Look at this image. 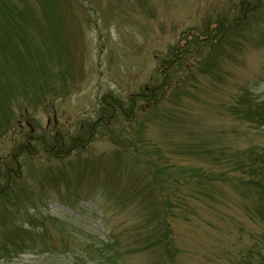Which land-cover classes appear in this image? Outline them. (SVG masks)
<instances>
[{
    "label": "rangeland",
    "instance_id": "374dc122",
    "mask_svg": "<svg viewBox=\"0 0 264 264\" xmlns=\"http://www.w3.org/2000/svg\"><path fill=\"white\" fill-rule=\"evenodd\" d=\"M12 1L21 7L25 4L24 0ZM32 1L42 59L50 74L69 78L70 87L52 111H40L31 120L23 119L22 125L28 130L42 125L75 135L104 108L110 121L80 156L81 168L87 170L75 174L78 181L71 185L65 180L54 186L39 177L51 168L62 172L65 165L43 152L15 160L26 186L32 188V194L12 208L16 220L21 223L38 214L55 217L75 222L78 230L67 227L75 236L107 239L113 228L115 236L127 241L137 213L134 216L128 206L115 210V204L120 207V195L113 190H134L139 182L146 183L143 179L148 174V182L169 181L178 264H237L261 234L259 224L246 212L250 202L245 188L236 179L212 183L192 178L191 173L232 177L235 156L249 147L264 146V128L241 124L228 113V107L244 92L264 98V22L257 24L255 19L244 30L228 33L229 40L221 36V41L220 28L233 23L238 0ZM57 15L63 16L59 31L55 29ZM196 34L208 40L216 37L217 45L202 41L190 45ZM60 35V51L67 53L58 57L54 44ZM184 46L188 51L184 65L165 92L155 101L139 98L163 81L159 75L167 72L163 63ZM211 60L218 69L208 76L200 66L212 67ZM116 100L122 106L120 113L114 109ZM13 148L9 136L0 139V160L10 156ZM163 170L165 178L153 174H163L159 173ZM34 176L38 179L31 182ZM12 218L0 217V239L1 226L13 224ZM46 228L52 242L67 248L63 264H88L75 259L78 245L59 226L46 223ZM56 251L44 256L25 252L0 264H52L47 259ZM136 257L131 264H144L145 258Z\"/></svg>",
    "mask_w": 264,
    "mask_h": 264
},
{
    "label": "trees",
    "instance_id": "16d2710c",
    "mask_svg": "<svg viewBox=\"0 0 264 264\" xmlns=\"http://www.w3.org/2000/svg\"><path fill=\"white\" fill-rule=\"evenodd\" d=\"M24 1L26 5L21 7L12 0H0V71H6L0 75V139L9 136L14 146L13 153L0 160V217L9 219L11 216L12 221L15 219L11 221L13 223L11 225L1 226L4 230L0 239V261L12 259L25 252L44 256L56 248L57 251L47 260L53 261L52 264H63L64 254L68 255L67 248L60 243L52 242V236L46 228V223H49L51 226H59L60 231L68 239H73L74 245H78V248H75L78 252L73 256L76 260L83 259L88 264H131L130 260L137 259L136 256L145 258L144 264H178L179 249L176 246L170 222L172 204L168 198L169 181L167 183L164 180L148 182L150 180L148 174L143 179L146 183L139 182L134 190H113L120 195L118 198L120 207H117V204L114 206L111 202L115 210L126 209L128 206V211L134 216L135 212L137 213L133 226L127 231L129 233L127 241L115 236L113 228H110V236L107 239L88 234L75 236L67 229L71 226L74 230H78L75 222L70 224L55 217L38 214L35 217L27 216V220L21 223L16 220L12 208L21 205L24 198L32 194V188L26 186L22 178L24 174L15 166L18 164L15 160L18 157L34 156L43 152L50 160L65 162V165L62 172H56L51 168L45 174L41 172L39 177L50 180L53 185L65 180L71 185L78 181L79 176L73 177L75 174L78 175L79 172L87 170L81 168L80 156L82 157L94 137L102 130L101 128L106 127L103 125L110 121L109 113L104 108L91 125L85 124L86 127L80 128L75 135L50 130L42 125L28 130L22 125L23 119L31 120L30 118L40 111H52L55 101L65 97L70 87V84H67L69 78L55 77L47 70L36 40L39 27L34 15L33 1ZM238 2L237 15L234 16L233 23L229 27H223L224 29L220 28V40L221 36L223 40H229L228 33L231 35L236 31L244 30L255 19L258 20L257 24L264 22V0H238ZM45 6L47 8L48 3ZM56 18L58 24H55V29L58 27L59 31V25L63 26V16L57 15ZM60 39L61 35L54 44V52L58 54V57L67 53L64 48V52L61 53ZM201 41L215 47L217 44H214V41L218 40L214 36L208 40L206 35L196 34L192 42L191 40L189 42L190 45H200ZM187 54V48L184 46L175 50L171 57L166 58L163 65L167 72L159 73L163 81L155 84L150 92L146 90L142 92L139 98L145 101L154 100L155 97L164 93L165 88L171 84V78L178 74L177 69L183 67L182 61ZM58 60V63L62 62L60 58ZM210 62L212 67L200 66L202 72L208 76L213 75L215 69H218V65L213 64L214 60ZM213 65L216 68H213ZM185 69L190 68L185 66ZM187 71L192 73L190 70ZM64 72L66 74V71ZM50 75L53 77H49ZM113 103L114 109H117L118 113L122 112L120 102L116 100ZM127 112H130V109ZM228 113L241 124L258 129L264 128V98L256 97L250 92L240 94L228 107ZM15 130L18 131V136ZM23 131H27V134L25 135ZM135 155L137 156V153ZM235 157L236 164L232 177L202 175L199 172H192L191 177L197 176L199 179H207L212 183L222 179L224 181L236 179L237 184L245 188V196L250 202L246 212L252 222L259 224L261 234L259 241L245 256L241 257L237 264H264V146L249 147ZM70 158L75 160H71L67 165L66 161ZM154 167L158 168L156 164ZM146 170L148 171L149 168ZM161 172L164 173L158 174L154 171L153 174L157 173L156 177L165 178L166 170L159 173ZM36 179L38 176L32 177L30 181L34 182ZM62 239L65 241V238Z\"/></svg>",
    "mask_w": 264,
    "mask_h": 264
}]
</instances>
